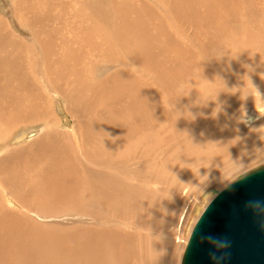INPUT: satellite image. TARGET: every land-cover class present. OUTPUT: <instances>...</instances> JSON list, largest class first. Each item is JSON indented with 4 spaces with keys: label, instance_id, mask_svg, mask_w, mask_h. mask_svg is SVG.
<instances>
[{
    "label": "bare ground",
    "instance_id": "obj_1",
    "mask_svg": "<svg viewBox=\"0 0 264 264\" xmlns=\"http://www.w3.org/2000/svg\"><path fill=\"white\" fill-rule=\"evenodd\" d=\"M171 1L179 16L166 10L168 0H149L168 14L166 23L141 0H7L0 14V146L8 137L2 122L21 114L42 130L2 157L0 264H177L179 244L166 236L182 239L179 197L214 166L234 170L255 160L264 109L246 115L245 106L260 108L264 99V0ZM248 8L257 14L251 30L223 21L225 29L194 39L204 18L226 20ZM23 19L33 23L30 34ZM39 67L49 68L44 78L60 92L51 105L70 114L69 129L38 97L40 84L19 81L37 78ZM147 74L160 86L143 82ZM153 89L160 106L150 99ZM198 157L204 168H196ZM85 219L93 223L60 222ZM154 221L171 229L160 243L159 225L151 235Z\"/></svg>",
    "mask_w": 264,
    "mask_h": 264
},
{
    "label": "rangeland",
    "instance_id": "obj_2",
    "mask_svg": "<svg viewBox=\"0 0 264 264\" xmlns=\"http://www.w3.org/2000/svg\"><path fill=\"white\" fill-rule=\"evenodd\" d=\"M141 1H142V4L144 5V7L147 8V10L153 9L155 16L158 15L159 18H162L164 20V22L167 23V20L169 19L168 14H162L157 9L152 8L149 4V0H141ZM75 2L76 1H74V3ZM6 6H7V0H0V14L3 13L1 10ZM8 6H10L9 1H8ZM167 6L168 7H166V10L169 8V10L172 12V14H175L178 16L181 14V11L174 7L171 0H168ZM223 11H224L223 16H225V10H223ZM84 13L87 15V17H86L87 20L92 19V15L90 14L89 11H86ZM100 15H102V14L100 13ZM254 15H257V14L255 12L251 11L250 8H248L243 13L237 12L235 10L233 12L232 16L230 17V19H226V20H224V18L223 19L220 18L217 15L211 14L209 17L204 18V21L201 25V31L199 32L198 30L194 29L192 34L194 35L193 37L195 40L197 37H199L203 40V35H202L203 32H206V33H209L212 35L213 32L215 30H217L218 28L222 29V30L225 29V28H221L219 26L220 22H223V21L228 26H229V23H234L233 27H235V29L242 28L244 30H251L252 24L254 22H256ZM247 17H250L249 21H246ZM4 19L6 21V17ZM63 22L65 25L71 26V20L69 18H65V20ZM179 22L180 23H178V24H181L182 27L184 26V24H186L185 21H179ZM20 23L22 26L25 27L26 34H30L31 33L30 29L34 28L33 23L31 21L25 20V19L21 20ZM26 23H31L32 27H29ZM158 27H159V31H161V29L163 32L165 31V27L163 25L158 26ZM16 33L20 37H23L19 34V32H16ZM216 38L219 39V36H217ZM61 40L65 41L64 39H61ZM220 41L223 44V41L221 40V38H220ZM192 44L193 43H190V44L186 43V40H184V45L189 49V52H191V50H193V49H191ZM76 54L79 56L81 62L83 63L85 60H83L81 58L80 53L77 52ZM191 57L194 58L192 55H191ZM183 59H182V61H183ZM86 61L89 62L90 64L93 63V56L90 55L86 59ZM247 62H249V60ZM247 62L243 61V63H247ZM108 64H111V62L108 61ZM173 68H175V67L173 66ZM44 69L49 70V68H46V67H39V73H38L37 78L24 76V77L20 78L19 81L22 84H24L25 82L28 83L27 86L25 84L23 85L25 88H28L30 86H36V85L40 84L41 88L39 90H37L38 97L40 98V100L42 101L43 104H45L47 101L50 102L51 109L54 111L55 116H56L55 122L57 124L63 125L62 122L65 123L66 119L69 121V124L64 125V128L69 129V125H74L75 122L69 116L70 114H68L66 111L60 109V112H59L54 108L53 105H51V103H53V100L57 99V97L60 96V92L55 87H53L51 84L47 83V81L44 78V71H42ZM106 69L109 70L108 67ZM138 70H141V69H138ZM129 76L132 77V75H129ZM153 79H154L153 77H150V75L147 74L146 80L142 79V81L146 82L150 87H152V86L157 87L159 84L155 83L153 81ZM252 93L255 96H258L259 99H262V92H261L260 85L254 84ZM160 97H161V92H159L157 89H153L151 91V96H150L151 101L158 103L159 106H160V102H159ZM207 103H208V105L213 107V105L210 102H207ZM259 105H262V106L260 108H258L259 106L258 107L257 106L256 107L245 106V110L247 109L246 115L250 114V112H252L253 110L258 111V109H259V111H263L264 99L259 102ZM236 110H237V107H233L232 109H229L231 114H234L236 112ZM214 111H216V110H214ZM241 113H243V112H241ZM262 115H263L262 117H264V113ZM262 117L260 116L259 118L261 119ZM17 120H18V122H14V123H6L5 121L2 122L4 129H6L8 131V137H7V140L5 142L6 144H3L2 146H0V164L2 162V157L4 156L7 148H9V147H13V148H17V149L24 148V146L27 144V139H28L27 135L29 134V132H31L34 128H39L40 131L42 130V127L39 125V123L34 122L31 118L27 117L24 114H21ZM246 120L247 119H244L245 125H247L246 127L248 128V127H250V125L247 124ZM258 130H259L258 138L260 137V139L256 143V146H252V148H251L253 152L254 151L257 152V156L255 157V160L253 162L251 161L250 163L242 165V166L237 167V168L234 167V170H233V168H231V170H229V169L227 170L226 168H222L221 166H218V165L214 166L211 169H209V172H210L209 174L202 173V174L198 175L200 178L204 179V181H202L200 184H197V185L192 184L190 190L187 193L183 194V197H179V205L176 208L174 213H175V221H178L179 215H181L180 213H183V211L185 210V213L183 216V226L181 229L182 239L180 241H178L177 239L175 240L174 236H172V235L166 236V240L172 241L175 244H179V247L175 249L179 252V255H180L179 259L177 261V264H181L183 253H184V248H185L187 240L189 239L191 230L193 229L198 217L201 215L204 208L207 206V204L210 202V200L215 196L214 190L223 189L224 187H226L228 184H230L232 181L237 179L242 174L254 169L255 167H257L259 165L264 164V131L261 129H258ZM39 134H40V132L38 134H36V136H38ZM36 136L33 137L32 140H34L36 138ZM205 165H206V163H204L203 157H198L196 168L197 169H200L201 167L204 168ZM213 168H214V170H213ZM2 191H3V188L0 185V192H2ZM183 201L184 202L186 201L185 202L186 204ZM7 202H12V201L10 199H7L4 197V203H7ZM180 205H181V208H180ZM182 207L184 208V210H182ZM179 209H180V211H179ZM60 222H63V223H93L91 220H86V219L82 220L81 222L77 221V220H75L74 222L68 221V220H60ZM152 224H153V226H156V228L154 227L151 229V235L156 236L158 225L162 229L161 237L158 240V243H160L163 240V238L165 237V235L171 231V229L168 225H164L161 221H154ZM160 256L161 255L159 254L158 257H160ZM73 257H76V256H73Z\"/></svg>",
    "mask_w": 264,
    "mask_h": 264
},
{
    "label": "water",
    "instance_id": "obj_3",
    "mask_svg": "<svg viewBox=\"0 0 264 264\" xmlns=\"http://www.w3.org/2000/svg\"><path fill=\"white\" fill-rule=\"evenodd\" d=\"M207 204L196 221L185 247L181 264H264V164L242 174ZM227 239L228 249H217L215 241ZM216 257L223 259H214Z\"/></svg>",
    "mask_w": 264,
    "mask_h": 264
},
{
    "label": "clouds",
    "instance_id": "obj_4",
    "mask_svg": "<svg viewBox=\"0 0 264 264\" xmlns=\"http://www.w3.org/2000/svg\"><path fill=\"white\" fill-rule=\"evenodd\" d=\"M239 116H234V119L237 120V121H240L238 119ZM244 122V121H243ZM247 124L251 125V121L247 118ZM248 206L249 207H253V208H260V209H264V204H262L260 201H249L248 202ZM261 216H264V211H262L260 213ZM262 228H264V223H262L260 225ZM215 247L217 249H228L230 247V242L225 238V239H220V240H217L215 241ZM213 258L214 259H223V256L222 257H216L215 253L213 254Z\"/></svg>",
    "mask_w": 264,
    "mask_h": 264
}]
</instances>
